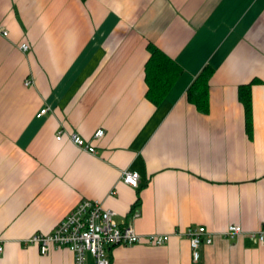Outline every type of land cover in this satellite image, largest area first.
<instances>
[{
    "label": "crops",
    "instance_id": "0c3cea01",
    "mask_svg": "<svg viewBox=\"0 0 264 264\" xmlns=\"http://www.w3.org/2000/svg\"><path fill=\"white\" fill-rule=\"evenodd\" d=\"M0 28V264H76L69 249L41 255L27 240L84 199L141 235L171 236L116 245L111 264H264L251 236L264 227V0H0ZM150 43L181 69L158 102ZM206 69L204 113L189 91ZM248 85L251 130L239 98ZM233 225L244 232L231 239ZM198 226L213 243L194 262L184 233Z\"/></svg>",
    "mask_w": 264,
    "mask_h": 264
},
{
    "label": "built area",
    "instance_id": "2783aa9c",
    "mask_svg": "<svg viewBox=\"0 0 264 264\" xmlns=\"http://www.w3.org/2000/svg\"><path fill=\"white\" fill-rule=\"evenodd\" d=\"M0 32L7 36L8 33L0 28ZM22 50H29L28 44H22ZM31 80H26L25 86L30 87ZM49 112V108H43L38 118ZM105 135L103 129L94 134V139ZM63 132H59L57 140L61 141ZM69 140L78 148L95 154L96 149L91 142L85 140L78 134H69ZM125 183L137 187L139 174L137 172L125 171L122 175ZM115 213L104 208L99 200H82L55 228L50 234H35L27 243L36 245L41 255H47L54 248L69 249L75 255L76 264H89L92 258L94 264H111L110 248L116 245L133 246L136 244H150L164 246L171 239L170 234H139L130 225H120L114 219ZM241 227L233 225L228 228L224 235L234 239L243 234ZM190 240L193 260L200 259V249L203 245H211L213 236L203 226L190 227L184 233ZM252 238L264 244V227L258 233H252ZM4 242L0 238V256L4 253Z\"/></svg>",
    "mask_w": 264,
    "mask_h": 264
},
{
    "label": "trees",
    "instance_id": "16d2710c",
    "mask_svg": "<svg viewBox=\"0 0 264 264\" xmlns=\"http://www.w3.org/2000/svg\"><path fill=\"white\" fill-rule=\"evenodd\" d=\"M150 59L146 65V81L148 83V97L158 102L166 91L172 86L179 77L181 69L178 65L162 52L156 45H148ZM212 72L204 70L189 91V98L198 108L208 112L209 78ZM239 98L246 110L247 127L252 128V91L250 85L242 86L239 90Z\"/></svg>",
    "mask_w": 264,
    "mask_h": 264
},
{
    "label": "rangeland",
    "instance_id": "374dc122",
    "mask_svg": "<svg viewBox=\"0 0 264 264\" xmlns=\"http://www.w3.org/2000/svg\"><path fill=\"white\" fill-rule=\"evenodd\" d=\"M22 49V48H21Z\"/></svg>",
    "mask_w": 264,
    "mask_h": 264
}]
</instances>
